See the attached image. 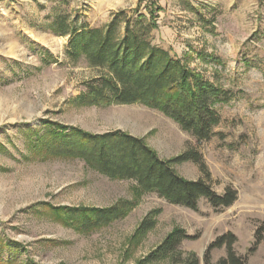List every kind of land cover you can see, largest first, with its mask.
Masks as SVG:
<instances>
[{
  "label": "rangeland",
  "instance_id": "rangeland-1",
  "mask_svg": "<svg viewBox=\"0 0 264 264\" xmlns=\"http://www.w3.org/2000/svg\"><path fill=\"white\" fill-rule=\"evenodd\" d=\"M156 1L162 10L153 44L228 92V101L215 106L221 122L208 141L140 103L78 101L99 70L67 56L71 36L59 34L54 21L105 27L122 11L148 15L147 0H0V264H137L175 229L193 236L180 245L184 258L195 254L203 264L207 247L232 232L236 253L264 264V0ZM70 127L121 130L164 160L197 151L214 190L231 187L238 198L218 209L201 199L194 211L143 193L134 180L102 175L83 159L48 152L55 131ZM173 167L189 180L205 177L191 161ZM122 201L132 208L109 225L83 229L67 215ZM148 215L155 226L140 235ZM225 255V248L215 249L212 261ZM149 264L175 263L166 257Z\"/></svg>",
  "mask_w": 264,
  "mask_h": 264
},
{
  "label": "trees",
  "instance_id": "trees-1",
  "mask_svg": "<svg viewBox=\"0 0 264 264\" xmlns=\"http://www.w3.org/2000/svg\"><path fill=\"white\" fill-rule=\"evenodd\" d=\"M146 9L148 15L138 9L119 12L105 27L73 28L61 17L54 21L52 27L59 34L71 36L67 56L84 57L91 67L99 70L97 76L85 83L78 101L87 106L140 103L159 109L199 142L208 141L215 135L214 127L221 122L215 106L228 101V92L170 51L153 44L152 31L158 28L157 14L162 7L156 0H147ZM55 134V139L47 144L48 152L83 159L110 178L134 180L143 193H155L171 204L197 211L201 199L218 209L232 206L238 198L237 190L231 187L223 194L214 190L203 157L197 151L190 149L164 160L144 139L121 130L92 134L70 127ZM187 161L197 164L205 177L189 180L180 176L173 165ZM132 205L122 201L105 209H68L67 215L78 227L89 229L126 217ZM154 226V219L148 215L137 232L144 235ZM192 238L184 230L175 229L137 264H149L166 257L175 264H201L195 254L182 257V241ZM261 238L258 230L256 243ZM237 241L232 232L217 237L207 247L203 264H249L247 257L236 253ZM221 248H225L226 255L214 263L212 252Z\"/></svg>",
  "mask_w": 264,
  "mask_h": 264
}]
</instances>
